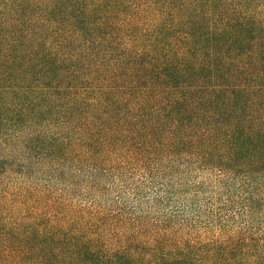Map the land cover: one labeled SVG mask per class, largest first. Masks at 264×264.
<instances>
[{
    "label": "trees",
    "instance_id": "obj_1",
    "mask_svg": "<svg viewBox=\"0 0 264 264\" xmlns=\"http://www.w3.org/2000/svg\"><path fill=\"white\" fill-rule=\"evenodd\" d=\"M0 264H264V0H0Z\"/></svg>",
    "mask_w": 264,
    "mask_h": 264
}]
</instances>
